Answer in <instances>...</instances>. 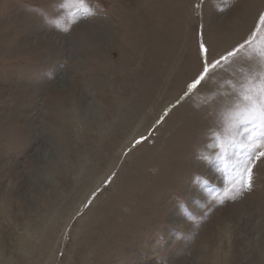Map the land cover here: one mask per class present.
Listing matches in <instances>:
<instances>
[{
    "label": "rangeland",
    "instance_id": "374dc122",
    "mask_svg": "<svg viewBox=\"0 0 264 264\" xmlns=\"http://www.w3.org/2000/svg\"><path fill=\"white\" fill-rule=\"evenodd\" d=\"M64 3L0 0V264H264V157L209 194L264 0Z\"/></svg>",
    "mask_w": 264,
    "mask_h": 264
},
{
    "label": "snow or ice",
    "instance_id": "6c2138e0",
    "mask_svg": "<svg viewBox=\"0 0 264 264\" xmlns=\"http://www.w3.org/2000/svg\"><path fill=\"white\" fill-rule=\"evenodd\" d=\"M62 7L68 10L69 16L74 20L90 15V8L85 0H65ZM262 29H264V14L259 17L257 31L245 41V44L249 45L250 64L247 70H241V79L231 85L235 100L226 114L224 138L216 137V143L211 145L213 148H219V155L215 159L219 162L220 170L225 176L223 187L209 188L210 196L219 205H223L226 201H235L245 192L252 190L255 162L260 157H264V35L261 34ZM257 38L262 41L259 47L252 45V41ZM200 47L202 51L207 52L204 44ZM238 50L234 49L210 64L205 62L200 76L188 86V92L196 88L211 70L221 66V62L230 63V58L235 57ZM167 114L166 110L164 115Z\"/></svg>",
    "mask_w": 264,
    "mask_h": 264
}]
</instances>
